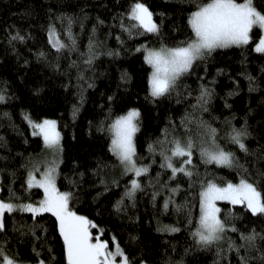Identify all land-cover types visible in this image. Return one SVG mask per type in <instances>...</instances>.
I'll use <instances>...</instances> for the list:
<instances>
[{
  "label": "trees",
  "instance_id": "1",
  "mask_svg": "<svg viewBox=\"0 0 264 264\" xmlns=\"http://www.w3.org/2000/svg\"><path fill=\"white\" fill-rule=\"evenodd\" d=\"M132 2L133 0H0V88L7 94V99L0 101V136L7 141V144L0 142V155L8 157L7 160L0 159V169H5L0 173L5 177L3 195L7 196V182L13 179L7 169H15L14 186L19 191L26 175V169L22 165L29 161L30 156L32 159H40L45 152L42 137L33 135L31 126L22 118V110L30 112L34 119L55 118L62 134L63 145L61 175L57 177V184L63 190L69 186L70 179L76 178L74 174L78 176L80 172L84 173L80 178L81 183L75 186L77 191L70 204L74 210L87 215L95 222L93 231L99 232L100 237L108 239L110 243H113L111 237L115 235L131 257L138 260L143 256L150 264H163L167 259L166 252L174 260L183 257L186 264H213L216 259L215 246L210 249L195 247L184 221L183 211L177 212L171 206L167 212L159 210L163 192L157 198L155 206L149 191L148 194L137 192L135 208L128 204L127 199L126 212H117L113 208V204L124 190V185L133 174H122L116 157L108 148L110 137L107 127L101 131L100 123L103 121L106 125L111 122L105 120L109 110L115 115L130 107L140 108L136 146L137 152L144 157L146 163L151 158L147 144L162 134L161 129L168 124L169 116L178 123L184 110H191L190 105L195 99V91L200 83L196 76L203 72L201 67L196 73L182 78L180 89L183 91L184 84L189 85L193 91L191 97L185 95L178 98L175 92L171 96L151 97L147 84L151 67L143 60L142 51L134 49L145 40L150 45L158 46L160 37L146 32L130 36L119 28L117 13L123 14ZM143 2L156 13L158 22L160 12L167 14L161 32L164 42L172 44L189 34L187 14L192 10V4L188 0ZM256 2L260 5L264 0ZM58 12H66L76 17L77 23L73 25V31L78 34L77 43L81 52L86 50L94 24L97 25L94 39L103 42L98 48L102 54L95 58L92 67L79 64V69L85 74L79 81L77 66L69 67V60H77L78 53L69 55L65 50L57 57L56 49L47 41L45 28L49 16ZM97 17L105 23L98 24ZM81 18L83 29L79 23ZM127 19L125 18V22ZM17 28L21 30V34L29 32L31 36L23 42L13 41L9 44V32ZM117 33H120L123 43L117 40ZM252 33L253 37L247 44L217 48L205 58L207 72L204 74L203 83H211L214 89L213 98L209 102L210 112H205L204 116L210 120L211 114L221 116V120L211 121L216 127H221L223 118L230 114H235L232 122L237 126L244 124L245 117L247 118L249 130L253 133L245 140L251 149L250 153L244 154L223 138L221 143H227V146L240 156L241 161L248 162L249 170L255 173V169L264 170V159H261L264 153V53L256 52L254 48L260 30L254 28ZM41 49L48 53L47 58L37 57V51ZM109 49H119V54L108 56L106 53ZM56 63H59V69ZM216 69L223 71L217 73ZM122 73H127L128 78L121 80ZM249 74L255 77L257 86L254 89H249ZM213 76L214 81L211 80ZM229 89L234 90L235 94L226 96ZM109 97L112 99L109 100ZM225 99L231 108L225 107ZM73 105L78 109L75 117L72 114ZM5 112L9 115H3ZM258 145L261 147L258 148ZM156 159L159 160L158 153ZM193 159L200 166L202 176L207 169L209 175L204 178L215 179L218 183L225 180L238 182L242 174L236 168L216 164L205 166L196 156ZM73 161L76 162L75 165ZM97 168L99 175L92 171ZM157 171L158 163L150 169L151 176L155 177ZM101 177L106 180L118 179L119 187L110 185L108 191L103 192V185L98 182ZM147 180L148 176L142 175V182ZM164 180H167V175L162 173L161 181ZM175 182L187 188L185 178L180 177ZM260 183L264 185V180ZM98 192L101 195L97 197ZM198 193L199 187L194 184L188 191L182 189L176 194L177 201L191 202L194 216L199 214ZM42 194L43 190L37 186L31 189L33 199ZM219 206L220 215L226 220L233 219L228 211L232 210V214H235L234 222L242 230H247L251 225H255L257 230L264 227V218L253 216L243 205L219 201ZM13 215L17 226L33 223L31 214L17 212L6 215L7 236L12 237L10 250L18 251L21 257L31 260L35 255L32 251L35 243L41 249V258L48 259L50 246L55 252L53 264H67L66 259H62L63 240L51 213H42L35 218L36 222L47 227V232L37 229L38 235L46 237V240L41 241H33L26 229L13 231ZM174 223L180 226L179 232L157 231L163 225ZM21 232L24 234L21 235ZM130 234L136 239H130ZM228 235L235 237L239 242L237 233L229 230ZM3 238L4 236L0 235V239ZM190 246L192 250L184 255L183 250ZM250 255L255 256V252ZM230 259L232 264H238L235 251L231 253ZM254 264L259 262L255 261Z\"/></svg>",
  "mask_w": 264,
  "mask_h": 264
},
{
  "label": "snow or ice",
  "instance_id": "2",
  "mask_svg": "<svg viewBox=\"0 0 264 264\" xmlns=\"http://www.w3.org/2000/svg\"><path fill=\"white\" fill-rule=\"evenodd\" d=\"M188 2L192 4V10L187 14L189 34L172 44L164 42L161 36L163 20L167 14L160 12L158 22L155 18L156 13L143 0H133L123 14L117 13L119 28L128 35L136 36L146 32L160 37L158 46L150 45L145 40L134 49L142 51L143 60L151 67L147 80L151 97L171 96L173 92L178 98H183L185 95L191 97L193 91L189 85L184 84L183 91L180 89L182 78L196 73L201 67L203 72L196 76L200 83L195 91V99L190 105L191 110L186 108L178 123L171 115L169 116L168 124L161 129L162 134L147 144L151 158L146 163L144 157L137 152L136 146V133L140 127V108L130 107L115 115L109 110L105 120L111 122L106 125L103 121L100 123L101 131L105 130V126L107 127L110 137L108 148L116 157L122 174H133L124 185V190L113 204V208L117 212H126L128 205L125 204V199L132 208H135L137 192L148 194L149 191L155 206L157 198L163 192L159 210L167 212L171 206L177 212L183 211L184 221L189 228L195 247L210 249L215 246L216 259L213 264H232L230 256L233 251L238 257V264H254L255 261L264 264V227L257 230L255 225H251L247 230H242L234 222L235 214H232V210L228 211L233 219L226 220L221 217V209L217 204V201H230L234 205H243L253 216L258 215L264 218V185L260 183L264 180V170L255 169L253 173L247 166L248 162L241 161L236 151L227 146V143H230L244 154H248L251 149L245 140L253 133L249 130L246 117L245 123L237 126L232 122L235 114H230L223 118L221 127H216L211 122L221 120V116L211 114V120L206 119L204 113L210 112L209 102L213 98L214 89L211 83H203L204 74L207 72L204 60L215 49L247 44L252 39L250 33L253 26L264 30V3L258 5L256 0H188ZM125 18H128L127 22ZM97 22L105 23L99 17ZM75 23L77 19L73 14L58 12L49 16L45 31L48 43L56 49L57 57L65 50L69 55L73 52L78 53L77 60H69V67L77 66L79 81L85 75L79 69V64L83 63L85 67H92L95 58L102 54L98 48L103 42L94 39L97 29V25L94 24L86 50L81 52L77 43L78 34L73 31ZM79 23L83 29L82 18ZM29 36L31 33L21 34V30L17 28L9 32L7 42L9 44L13 41L23 42ZM117 40L123 43L120 33H117ZM254 48L256 52L264 53V34L259 35ZM15 50L13 47V51ZM106 54L108 56L119 54V49H109ZM47 55L48 53L43 49L37 51V57L47 58ZM56 67L59 69V63H56ZM216 71L219 73L223 69H216ZM126 78H128L127 73H122L120 79ZM211 80L214 81L215 77H211ZM248 81L249 89L257 86L255 77L251 74L248 75ZM238 84L237 81V89ZM234 94L232 89L226 91V96ZM6 99V92L0 88V101ZM111 99L109 97V100ZM224 103L226 108H231L227 99ZM77 110V106L73 105V117ZM3 115L8 116L9 113L5 112ZM22 118L27 120L33 129V135L42 137L48 152L41 159H32L30 156L29 161L22 165L26 169V175L20 184L19 191L14 186L15 169H7L13 178L7 182V196L3 195L5 177L0 175V235L4 236L0 239V264H53L55 261V252L50 246L48 259L41 258V249L35 243L32 249L35 255L31 260L21 257L18 251L10 250L12 237L7 236L6 215L17 212L31 214L33 223L17 226L13 215V231L26 229L33 241L46 240V237L37 234L38 228L47 232V227L36 222L35 218L42 213H51L55 217L63 240L62 259H66L67 264H150L149 260L144 259L143 256L138 260L131 257L115 235L111 237L114 246L109 247L108 239L100 238L99 232L94 233L91 230L95 222L71 206L70 201L77 191L75 186L81 183L80 178L83 177V172H80L78 176L74 174L76 178L70 179L69 186L63 190L58 186L57 177L61 175L60 164L63 152L62 134L58 128V121L47 117L34 119L27 110H22ZM222 138L227 143H221ZM0 142L7 144L3 136H0ZM259 147L261 146L258 145ZM194 156L205 166L224 165L228 168H236L242 174L238 182L225 180L218 183L215 179H206L204 177L209 175L207 169L202 176L200 166L193 159ZM0 159L7 160L8 157L0 155ZM261 159H264V153ZM75 163L73 161L74 165ZM157 163L159 171L156 172L155 177H152L150 169ZM4 171L5 169H0V173ZM92 171L99 175L98 168ZM162 173L167 175V180L161 181ZM142 175L148 176L146 182H142ZM180 177L186 179L187 188L175 182ZM98 182L103 185V192H107L110 185L119 187V181L116 178L106 180L101 177ZM194 184L199 187L198 216L193 215L190 201L176 199L178 192L182 189L188 191ZM34 186L43 190V194L37 199L31 196V189ZM100 195V192L96 193L97 197ZM180 230V226L175 223L163 225L157 229L161 232H179ZM229 230L237 233L239 242L235 237L228 235ZM23 234L21 232V235ZM130 239L135 240L136 237L130 234ZM190 250H192L191 246L184 249V255H187ZM252 252H255V256L250 255ZM166 256L167 259L163 261V264H186L183 257L174 260L167 252Z\"/></svg>",
  "mask_w": 264,
  "mask_h": 264
},
{
  "label": "rangeland",
  "instance_id": "3",
  "mask_svg": "<svg viewBox=\"0 0 264 264\" xmlns=\"http://www.w3.org/2000/svg\"><path fill=\"white\" fill-rule=\"evenodd\" d=\"M254 28H258V26H253V29ZM253 29L251 30V35H252V37H253V33H252V31H253ZM259 29V28H258ZM260 30V29H259ZM261 34H264V30H260V34L259 35H261ZM250 41V40H249ZM258 42V39H257V41L255 42V43H257ZM51 119H55V118H51ZM56 120V119H55ZM58 128H59V126H58ZM60 130V129H59ZM32 131H33V129H32ZM48 152V149L45 147V152H44V155L41 157V158H43L44 156H45V154ZM40 158V159H41ZM228 202H230V201H228ZM217 204L219 205V201H217ZM92 230V229H91ZM93 231V230H92ZM94 233H96L95 231H93ZM101 238V237H100ZM103 239V238H102ZM114 246V244L113 243H110L109 242V247H113Z\"/></svg>",
  "mask_w": 264,
  "mask_h": 264
}]
</instances>
